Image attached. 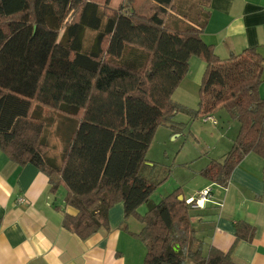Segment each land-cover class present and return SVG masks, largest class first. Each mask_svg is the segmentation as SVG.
<instances>
[{
  "label": "trees",
  "instance_id": "obj_1",
  "mask_svg": "<svg viewBox=\"0 0 264 264\" xmlns=\"http://www.w3.org/2000/svg\"><path fill=\"white\" fill-rule=\"evenodd\" d=\"M126 1L113 9L112 0L105 8L88 0H0V150L40 169L52 194L65 189V205L77 214L65 213L63 227L82 240L110 230V211L121 203L125 221L143 225L136 234L147 248L143 264H236L234 249L253 241L255 227L237 222L231 251L211 247L205 256L191 222L198 209L179 199L181 189L151 200L166 178L145 176L146 155L159 126L180 130L177 114L197 119L222 109L240 131L225 159L200 175L225 187L247 155L264 159V59L256 48L219 58L202 38L200 16H184L197 27H171L173 13L181 15L176 0H152L149 14ZM89 31H98L94 46ZM193 56L207 64L196 111L172 98ZM47 118L59 125V161L47 156Z\"/></svg>",
  "mask_w": 264,
  "mask_h": 264
},
{
  "label": "crops",
  "instance_id": "obj_2",
  "mask_svg": "<svg viewBox=\"0 0 264 264\" xmlns=\"http://www.w3.org/2000/svg\"><path fill=\"white\" fill-rule=\"evenodd\" d=\"M88 1L101 6L94 0ZM122 1L112 0L111 8L118 9ZM148 1L150 7L153 6L154 2ZM199 2V22L206 23L202 38L214 48L219 58L226 60L246 49L256 48L264 59V0ZM132 9L145 13L137 4ZM181 15L173 13L169 25L176 29H184L188 25L197 27ZM197 16L193 21H198ZM92 33L88 35L90 46H94L98 38V31ZM206 69V62L193 56L188 75L173 95L187 84L182 95L191 90L192 96L194 91L199 96ZM260 96L264 99V84L260 88ZM175 102L185 107L188 105L181 99ZM226 119L229 130L219 139L210 155L186 164L187 179L194 184L187 197L207 188H211L213 195L205 208L190 213L192 226L203 240L204 255L207 256L211 247L223 253L230 252L236 240V223L243 221L250 224L256 229L255 238L237 245L233 251V261L236 264H264V159L254 153L247 155L225 187L200 175L213 160L222 162L233 147L240 125L227 112ZM208 124L215 129L219 127V122L217 125ZM179 134V131L174 133ZM152 168L149 161L147 173L152 172ZM50 190L49 179L40 169L33 164L20 166L0 150V264L144 263L147 248L136 237L143 225L133 217L125 221L123 204L111 209L110 230L101 229L88 240H82L63 227L65 213L76 215L77 210L65 205V193L52 194ZM182 197L187 199L184 193ZM20 199L24 201L20 202ZM147 210L148 207L144 205L139 213L144 215ZM125 223L127 229L123 228Z\"/></svg>",
  "mask_w": 264,
  "mask_h": 264
},
{
  "label": "rangeland",
  "instance_id": "obj_3",
  "mask_svg": "<svg viewBox=\"0 0 264 264\" xmlns=\"http://www.w3.org/2000/svg\"><path fill=\"white\" fill-rule=\"evenodd\" d=\"M98 2L102 8H105V0H94ZM125 1V0H124ZM143 1H145L143 3ZM127 0L126 4H137L143 14H149L150 1L148 0ZM123 2V1H122ZM125 3V2H124ZM179 6V13L183 14L190 20H195L198 15V4L199 0H176ZM190 5V6H188ZM111 7V4H110ZM189 7V8H188ZM74 14V12H73ZM199 16V15H198ZM70 20L68 19V22ZM63 33V32H62ZM87 35H93L89 32ZM85 46L83 47L84 50ZM187 84H184L175 95L173 100L178 101L179 99L187 102V108L191 110H198L199 108V96L194 91L192 96L191 90L188 94L182 95L183 90L186 89ZM196 86H194L195 88ZM197 90V88H196ZM45 117H56L57 115L51 113H45ZM219 122V127L215 129L211 124L204 123V118L191 119L184 113L177 114L175 122L180 126V130L172 129L168 126H159L153 138V141L149 147L146 155L148 162L152 163V172L145 173V176L155 180L162 181L166 180L158 186L152 195V201L159 203L163 198L173 193L177 189L186 195L189 190L193 188V183L187 179V168L186 164L195 161L198 158L207 157L216 146L219 139L224 136L229 130V125L226 119V111L218 110L212 115ZM57 120L49 118L45 121V142L49 145L47 151L48 158L59 161L60 153L62 152L63 141L58 137L56 132L58 128ZM179 131V135H174L175 132ZM179 180H182L180 183ZM59 194H66L64 188L58 190ZM188 198V197H187Z\"/></svg>",
  "mask_w": 264,
  "mask_h": 264
},
{
  "label": "built area",
  "instance_id": "obj_4",
  "mask_svg": "<svg viewBox=\"0 0 264 264\" xmlns=\"http://www.w3.org/2000/svg\"><path fill=\"white\" fill-rule=\"evenodd\" d=\"M204 123H212L217 125V120L213 116H207L203 119ZM213 199L211 188H207L204 191L197 192L190 198L186 199V203L191 205L193 209H203L206 207V204ZM24 199H20V202H23Z\"/></svg>",
  "mask_w": 264,
  "mask_h": 264
},
{
  "label": "water",
  "instance_id": "obj_5",
  "mask_svg": "<svg viewBox=\"0 0 264 264\" xmlns=\"http://www.w3.org/2000/svg\"><path fill=\"white\" fill-rule=\"evenodd\" d=\"M179 199H180V200H182V199H183V197H182V196H179Z\"/></svg>",
  "mask_w": 264,
  "mask_h": 264
}]
</instances>
